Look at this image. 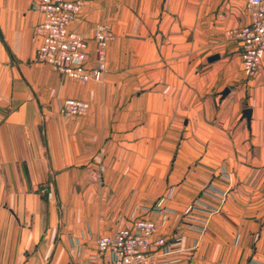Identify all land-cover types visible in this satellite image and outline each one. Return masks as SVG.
<instances>
[{
	"label": "crops",
	"instance_id": "obj_1",
	"mask_svg": "<svg viewBox=\"0 0 264 264\" xmlns=\"http://www.w3.org/2000/svg\"><path fill=\"white\" fill-rule=\"evenodd\" d=\"M37 1L0 0V264H84L100 237L135 218L156 224L154 240H180L171 255L154 247L156 264H264V62L246 76L233 42L196 63L197 40H221L250 23L243 1L156 0L160 30L143 34L165 42L155 60L142 58V70L157 77L150 110L183 134L171 133L180 135L173 186L150 212L133 211L130 175L101 182L90 165L117 135L131 147L130 131L116 122L130 121L132 99L116 97L111 71L102 83H82L36 60ZM103 2H88L69 27L89 39L92 59ZM68 99L88 102L87 115L62 116Z\"/></svg>",
	"mask_w": 264,
	"mask_h": 264
},
{
	"label": "rangeland",
	"instance_id": "obj_2",
	"mask_svg": "<svg viewBox=\"0 0 264 264\" xmlns=\"http://www.w3.org/2000/svg\"><path fill=\"white\" fill-rule=\"evenodd\" d=\"M103 1L104 7L101 10L100 20L102 23L99 25L110 28L114 40L106 50L107 71L100 83L107 78L111 71L109 74L115 79L116 97L126 96L132 99L130 121L117 120L116 122L117 131H130L131 136L127 139L131 147H124V140L117 135L116 146L109 149L110 153L111 151L114 153L108 152L109 141H104L98 152V162L90 165L100 181L108 175H130L132 178L130 197L133 211L136 207H144V210L150 212L157 199L173 186L172 176L176 163H178L177 150L180 135H175L173 139L171 133H179L181 129V126H176L175 121H168L167 127L166 121L163 123L157 121L155 111L150 110L151 106L155 104L157 92L156 73L155 71L142 70V58L144 59L145 54H148L149 60H155L153 55L156 54L157 44L161 45L165 42L157 40L155 36L146 39L143 34L160 30L159 23L158 25L156 23L157 18L160 17L156 15L158 3L156 0ZM243 5L248 13L246 4L243 3ZM85 39L89 43V39ZM233 42L228 36L221 40H197V65L205 62L206 54L225 51V49H229L230 45H233ZM109 47L112 50L110 49L108 53ZM124 106V104H117L116 108ZM178 122L181 124L182 121ZM161 124L165 126L163 128L164 136L160 141L161 137L157 133L162 130ZM179 134L182 135L183 132ZM111 136L113 137V135Z\"/></svg>",
	"mask_w": 264,
	"mask_h": 264
},
{
	"label": "built area",
	"instance_id": "obj_3",
	"mask_svg": "<svg viewBox=\"0 0 264 264\" xmlns=\"http://www.w3.org/2000/svg\"><path fill=\"white\" fill-rule=\"evenodd\" d=\"M92 0H38L33 8L42 13L43 19L35 29L40 40L36 60L50 65L54 70L73 80L89 83L100 82L107 71L108 45L114 40L110 28L93 27L92 39L97 45L96 57L89 56V43L84 36L71 32L70 25ZM251 15L248 25L227 31V36L239 44L243 71L255 77L264 62V0H242ZM90 110L88 102L68 99L59 109L66 118H81ZM156 224L148 219L135 218L112 236H102L97 241V255L84 264H156L152 255L154 247L163 248L171 255L180 245L176 239L168 243L164 238L154 240Z\"/></svg>",
	"mask_w": 264,
	"mask_h": 264
},
{
	"label": "water",
	"instance_id": "obj_4",
	"mask_svg": "<svg viewBox=\"0 0 264 264\" xmlns=\"http://www.w3.org/2000/svg\"><path fill=\"white\" fill-rule=\"evenodd\" d=\"M218 58V56H214V57H212L211 59H210V61H214L215 59H217ZM244 115H245V117L248 119V121H250V119H251V109H246L245 111H244Z\"/></svg>",
	"mask_w": 264,
	"mask_h": 264
}]
</instances>
